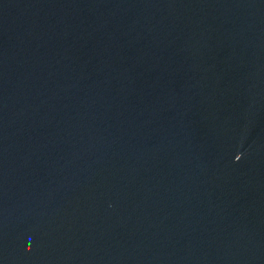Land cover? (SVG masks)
Segmentation results:
<instances>
[{
	"label": "water",
	"instance_id": "water-1",
	"mask_svg": "<svg viewBox=\"0 0 264 264\" xmlns=\"http://www.w3.org/2000/svg\"><path fill=\"white\" fill-rule=\"evenodd\" d=\"M0 264H264V0H0Z\"/></svg>",
	"mask_w": 264,
	"mask_h": 264
}]
</instances>
